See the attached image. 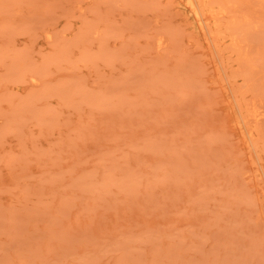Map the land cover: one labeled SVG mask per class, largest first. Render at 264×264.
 <instances>
[{
    "label": "rangeland",
    "instance_id": "374dc122",
    "mask_svg": "<svg viewBox=\"0 0 264 264\" xmlns=\"http://www.w3.org/2000/svg\"><path fill=\"white\" fill-rule=\"evenodd\" d=\"M206 3L0 0V264H264V0Z\"/></svg>",
    "mask_w": 264,
    "mask_h": 264
},
{
    "label": "bare ground",
    "instance_id": "6f19581e",
    "mask_svg": "<svg viewBox=\"0 0 264 264\" xmlns=\"http://www.w3.org/2000/svg\"><path fill=\"white\" fill-rule=\"evenodd\" d=\"M206 1L207 0H187L191 9H193L196 14L200 13L202 15L209 12V8L207 6L208 3H206ZM209 4H210V2H209ZM202 7H203V9H202Z\"/></svg>",
    "mask_w": 264,
    "mask_h": 264
}]
</instances>
